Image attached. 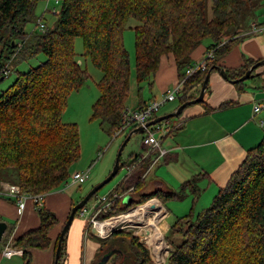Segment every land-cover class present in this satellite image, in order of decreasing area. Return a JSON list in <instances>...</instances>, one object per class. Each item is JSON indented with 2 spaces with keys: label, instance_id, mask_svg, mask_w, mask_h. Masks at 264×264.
I'll list each match as a JSON object with an SVG mask.
<instances>
[{
  "label": "trees",
  "instance_id": "obj_1",
  "mask_svg": "<svg viewBox=\"0 0 264 264\" xmlns=\"http://www.w3.org/2000/svg\"><path fill=\"white\" fill-rule=\"evenodd\" d=\"M39 1L0 0V79L5 77L4 71L11 59L24 60L39 52L46 56L36 67L17 71L13 82L0 92V179L17 185L20 193L27 196L26 202L33 203L39 217L36 228L27 230L13 242L23 249L24 264H30V248L46 249L50 245L49 232L58 219L44 207V197L71 180L69 170L80 156L76 124L61 120L68 95L89 78L77 63L74 38H82L84 54L102 71L92 118L99 120L108 134L114 135L129 108L126 104L130 58L123 34L130 19L138 22L132 27L138 95L140 83L154 75L161 57L171 55L182 81L178 93L181 104L197 96L196 86H202L206 74L219 66L218 59L247 35L262 2L209 0L208 16L207 0H60L53 26L44 25V31L35 28L27 33L25 25L35 17ZM205 39L210 40L207 51L213 49L214 57L206 61L205 70L186 77V69L194 64L190 55ZM256 61L246 59L240 69H225L228 79L239 78ZM148 103L140 99V105L131 109H143ZM152 156L140 158L141 153H132L124 162L120 158L119 169L131 164H135V169L114 189L123 195L112 200L99 218L123 213L150 198H157L162 204L181 199L187 190L195 203L199 193L196 178L184 181L178 191L166 187L142 190L147 185L145 171ZM130 187L133 190L128 192ZM96 193L89 201L96 198ZM128 194L132 201L125 205L123 198ZM8 199L16 209V200ZM74 204L71 203L70 209ZM81 209L74 217L80 216ZM191 216L192 212L171 224V236L180 240H170L173 250L165 264H264V137L247 151L209 206L195 219ZM12 228L5 231L2 243L10 236ZM125 235L115 230L108 237L98 239V250L107 245L105 254L111 252V256L121 258L115 264H123L124 251L120 243ZM130 239L136 245L132 264H152L147 249L137 238ZM64 252L65 238L59 254L61 264ZM105 254L98 261L94 258L90 264H102Z\"/></svg>",
  "mask_w": 264,
  "mask_h": 264
},
{
  "label": "crops",
  "instance_id": "obj_2",
  "mask_svg": "<svg viewBox=\"0 0 264 264\" xmlns=\"http://www.w3.org/2000/svg\"><path fill=\"white\" fill-rule=\"evenodd\" d=\"M210 44V40L207 44L203 40L191 53V62L201 60ZM263 58L264 17L252 22L247 35L235 42L227 53L218 59L217 64L224 70L240 69L246 59L256 61ZM145 81H148V98H143L140 86V96L136 90V101L126 106L136 108L140 105V99L146 103L156 100L167 89L178 84L180 78L173 57L171 55L161 57L152 80ZM201 87L196 86L198 92L195 93L193 90L192 93L198 95ZM180 88L181 86L176 90L174 100L169 101H176L177 104L165 108L160 115L172 112L179 105ZM256 103H260L262 109L254 114L253 106ZM165 122V126L163 125L165 131L160 138L161 146L168 140L165 159L162 158L154 165L152 172L147 174L145 179L151 176V180H155L156 183L178 191L184 181L196 178L199 187L196 204L203 198L204 200L213 198L219 189L225 186L230 175L245 158L247 151L264 137V65L257 67L252 77L239 84L224 79L215 69L210 71L204 102L186 107L173 123L168 120ZM134 128L136 126H129L125 130H128L129 134ZM6 184L7 181L0 179V189ZM170 186H176V190ZM187 196H192L189 190L181 200ZM77 201L73 199L71 192L63 189L45 195L43 205L56 215L58 222L49 232L51 241L48 248L29 249L30 264H54L61 228L69 214L71 203ZM163 207L167 215L168 210L164 204ZM0 220L7 223V229L13 227L8 239L4 243L0 241V264H24L22 255L5 257L1 250L5 245L13 243L16 237L38 226L39 217L33 203L28 200L22 214L18 216L13 201L0 196ZM84 225V220L80 216L72 220L65 237L63 264H90L94 260L100 237L91 230L86 232Z\"/></svg>",
  "mask_w": 264,
  "mask_h": 264
},
{
  "label": "rangeland",
  "instance_id": "obj_3",
  "mask_svg": "<svg viewBox=\"0 0 264 264\" xmlns=\"http://www.w3.org/2000/svg\"><path fill=\"white\" fill-rule=\"evenodd\" d=\"M56 0H41L38 2L35 9V17L25 25V31L27 33L32 32L35 28H37L38 20H41L46 28H51L56 20L55 13L59 8V1L56 3ZM54 9V10H53ZM206 13L210 15L209 9V0L206 3ZM264 17V0H262L261 5L255 11V16L252 18V21L261 20ZM251 21V22H252ZM138 22L134 19H130L124 30L123 34V43L128 51L130 58V76H129V86H130V96L127 101V105L131 104L133 101H136V90L137 83L135 81L134 75V32L132 27L137 25ZM38 29V28H37ZM38 31H40L38 29ZM209 40H204V43H208ZM74 52L76 53L77 62H79L80 66L86 70L89 75V78L84 82V84L77 90L72 91L66 100V107L61 114V120L64 123H74L76 124L79 132V149L80 156L79 158L72 164L70 168V174L75 171H85L89 169V177L83 183H71V180L68 179L63 187L59 190H65L71 192L73 194V199L80 200V197H83L94 185L102 181L113 168L117 152L128 136V130H124L122 133L117 136L110 135L104 129V126L100 125V121L92 118V105L96 101L99 96V90L97 87V83L102 77V71L96 68L90 58L84 54V46L83 40L81 37H75L73 42ZM46 59V56L39 52L35 56L21 60L19 58L11 59L7 64V74L3 79H0V92L7 89L8 86L13 82L16 77L17 71L24 72L32 67H36L38 64L43 62ZM152 80V76L148 79ZM147 82L144 81L140 86H142V96L144 99H147L149 96V92L147 91ZM168 90V89H167ZM161 95L159 99L162 98ZM177 104L174 102H166L159 109L154 111V117L160 116L165 108L173 107ZM169 113V112H168ZM177 117L169 118L168 121L173 123ZM161 126H165L166 122H160ZM155 128L154 126H151ZM162 131H155V135L157 138H161ZM142 136H144L143 132L133 133L129 138L128 142L124 146L121 152V161L124 162L128 160L130 154L132 153H144L145 149L142 144ZM168 142V140H167ZM167 142L162 144V147L165 148L167 146ZM154 171V170H153ZM152 171H148L149 175ZM127 173V169L125 166H122L117 174L105 185H103L96 193V196L101 197L104 195H108L114 191V189L118 186V184L123 180L124 176ZM2 178V177H1ZM3 179V178H2ZM5 179V178H4ZM10 180L11 178H7ZM147 185L142 188L143 191H151L156 189L157 187L165 188L164 184H158L155 180H151V176L147 179ZM171 188L176 190V186H170ZM126 195H124L125 197ZM135 195H133L134 197ZM193 197L187 196L184 199L180 200H169L164 202L166 209L168 210L167 215L163 216L164 218L158 225L160 230V234H163V238L165 244L167 246L168 252L165 255V262L161 264H165L167 259L169 258L171 251L173 250L172 241H179L180 237H172L170 234V226L175 221L176 218L182 217L184 215L190 216L192 212V219H195L197 214L204 208L208 207L212 201V198L207 200L201 199L196 204L192 202ZM91 201H89L86 206L91 207ZM161 203V202H160ZM196 204V206H195ZM195 208V209H194ZM166 211V210H165ZM148 219H152V217L148 216ZM144 221L145 220L144 218ZM143 221V222H144ZM116 231L125 232V239L122 243H120V247L124 251V262L123 264H132L135 261V243L131 242V237L137 238L138 242L142 244V242L137 237L136 230L123 228L118 229ZM135 231V233H134ZM115 231H112V233ZM111 233V234H112ZM109 235V234H108ZM108 235L106 237H108ZM136 235V236H135ZM131 236V237H130ZM105 237V238H106ZM143 245V244H142ZM144 246V245H143ZM107 245H104L100 250L97 251L95 255V260L98 261L99 258L103 254H105ZM145 247V246H144ZM146 248V247H145ZM147 249V248H146ZM149 254V259L152 264L154 261L150 256V252L147 249ZM121 258H117V256L112 255L105 264H115Z\"/></svg>",
  "mask_w": 264,
  "mask_h": 264
},
{
  "label": "built area",
  "instance_id": "obj_4",
  "mask_svg": "<svg viewBox=\"0 0 264 264\" xmlns=\"http://www.w3.org/2000/svg\"><path fill=\"white\" fill-rule=\"evenodd\" d=\"M37 28L40 31L45 30L44 23L41 20H38ZM213 57L214 50H208L201 60L195 62L192 66L186 69L185 76L187 77L193 72L199 70H205L206 61L212 59ZM4 74H7V70L4 71ZM181 83L182 81L180 80L174 88L166 90L161 99L149 102L143 109L139 110L127 108L124 112L123 123L113 135L114 137L117 136L119 133L123 132L126 128L132 125L136 127H143L142 132L144 133V136L142 138V144L145 152L141 154L140 158H144L149 154L153 155L145 174H147V172L150 171L154 165L158 164L167 153V150L161 146L160 138H157L155 135V131L161 130L164 132L165 129L160 123L155 124V128H152L151 126L146 127L145 123L153 117L154 111L159 109L164 103L174 100L175 92L179 86H181ZM261 109L262 105L260 103H256L253 106V113L256 114ZM125 167L127 169V173L124 178L129 176L135 169V164L126 165ZM88 176L89 169L85 171H77L71 175V183L83 182L88 178ZM132 190L133 187H130L128 192H131ZM0 195L8 198H14L16 200L17 215L19 216L22 214L27 196L20 193L17 185L6 184L2 189H0ZM122 195L123 194H118L113 191L108 195L101 197L96 196V198L91 201V207H87L86 205L83 206L79 215L85 222V231L88 232L90 230H95L96 234L103 239L108 234L110 235L112 231L118 229L128 228L132 229V231L134 229L136 230V233L135 231L134 233L137 235L142 244L149 250L154 263H164L166 260L164 257L169 252L165 244L163 234H160L158 225L164 218L163 216H165L166 211L163 204L160 203L157 198H150L142 204L130 207L123 213L112 215L104 219L99 218V216L106 212L110 207L112 200L119 198ZM148 216L152 217V219H148ZM144 218L147 221H144ZM1 253L5 257H11L13 255H22L23 249L15 246L14 243H10L2 248Z\"/></svg>",
  "mask_w": 264,
  "mask_h": 264
},
{
  "label": "water",
  "instance_id": "obj_5",
  "mask_svg": "<svg viewBox=\"0 0 264 264\" xmlns=\"http://www.w3.org/2000/svg\"><path fill=\"white\" fill-rule=\"evenodd\" d=\"M77 63L79 64V62H77ZM261 65H264V58L256 61L239 78H236V79H228V77H227V75L225 73V70L222 67H219V66L216 65L214 69L217 70V72H219V74L224 79L228 80L229 82L238 83V82H242V81L248 79L250 77V75H251L252 70L256 69L257 67H259ZM209 74H210V71L206 74V77H205V79H204V81L202 83V87H201V89L199 91V94L195 98H192V99H189V100H186V101L182 102L172 112H169L167 114H163V115H160V116H157L155 118H152V119L148 120L145 123V126L146 127H150V126H153V125H155L157 123L166 121L169 118L178 117L186 107H188L190 105H193L195 103L204 101V94H205V90H206V85L208 83ZM142 130H143L142 126H137L131 132H129L128 136L125 138V140L123 141V143L121 144V146H120V148H119V150L117 152L113 168L110 171V173L107 175V177H105L102 181H100L99 183L94 185L79 201H77L71 207L70 212L68 214V217H67L65 223L63 224V226L61 228V231H60V234H59V238H58V241H57V247H56V250H55L54 264H61L59 262V254H60V251H61V242L66 237L67 231L69 229V226H70V224H71L76 212L79 209H81L90 200V198L103 185H105L107 182H109L117 174V172L119 170V166H120V157H121L122 149L124 148V146L126 145L127 141L129 140L130 136L133 133L142 132ZM131 201H132V197L129 194L126 195L123 198V202H124L125 205L130 204ZM6 229H7V223L5 221H3V220H0V241L3 238V235H4L5 231H6ZM92 232L96 234L95 230H92ZM110 256H111V252L105 254L103 256L102 260H101V263L104 264L108 260V258Z\"/></svg>",
  "mask_w": 264,
  "mask_h": 264
}]
</instances>
